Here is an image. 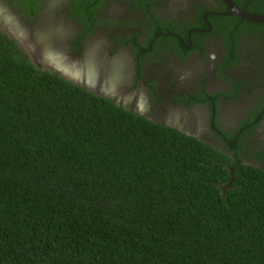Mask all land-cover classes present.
<instances>
[{
    "label": "trees",
    "instance_id": "16d2710c",
    "mask_svg": "<svg viewBox=\"0 0 264 264\" xmlns=\"http://www.w3.org/2000/svg\"><path fill=\"white\" fill-rule=\"evenodd\" d=\"M0 264H264V172L0 31Z\"/></svg>",
    "mask_w": 264,
    "mask_h": 264
},
{
    "label": "flooded vegetation",
    "instance_id": "af4514ba",
    "mask_svg": "<svg viewBox=\"0 0 264 264\" xmlns=\"http://www.w3.org/2000/svg\"><path fill=\"white\" fill-rule=\"evenodd\" d=\"M70 1L0 0V21L36 65L264 172V24L224 0Z\"/></svg>",
    "mask_w": 264,
    "mask_h": 264
},
{
    "label": "water",
    "instance_id": "95a60500",
    "mask_svg": "<svg viewBox=\"0 0 264 264\" xmlns=\"http://www.w3.org/2000/svg\"><path fill=\"white\" fill-rule=\"evenodd\" d=\"M226 2V4H228L230 6V14H233V15H236L244 20H250V21H253V22H258V23H261V24H264V16H250V15H247V14H243L241 12H239L238 10H236L232 4H230V2L228 0H224ZM89 64H92L91 61H89L87 63V66Z\"/></svg>",
    "mask_w": 264,
    "mask_h": 264
},
{
    "label": "rangeland",
    "instance_id": "374dc122",
    "mask_svg": "<svg viewBox=\"0 0 264 264\" xmlns=\"http://www.w3.org/2000/svg\"><path fill=\"white\" fill-rule=\"evenodd\" d=\"M3 22V21H2ZM1 21H0V31H2L3 33H5V34H8L7 33V31H6V29L3 27V26H5V23L3 22L2 23ZM29 58L31 59V61L34 63V61H33V59L31 58V56L29 55ZM35 64V63H34Z\"/></svg>",
    "mask_w": 264,
    "mask_h": 264
}]
</instances>
